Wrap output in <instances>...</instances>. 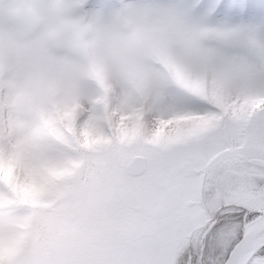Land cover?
Wrapping results in <instances>:
<instances>
[{
	"label": "snow or ice",
	"instance_id": "1",
	"mask_svg": "<svg viewBox=\"0 0 264 264\" xmlns=\"http://www.w3.org/2000/svg\"><path fill=\"white\" fill-rule=\"evenodd\" d=\"M0 264H264V0H0Z\"/></svg>",
	"mask_w": 264,
	"mask_h": 264
}]
</instances>
